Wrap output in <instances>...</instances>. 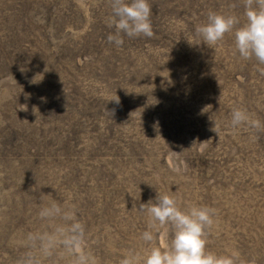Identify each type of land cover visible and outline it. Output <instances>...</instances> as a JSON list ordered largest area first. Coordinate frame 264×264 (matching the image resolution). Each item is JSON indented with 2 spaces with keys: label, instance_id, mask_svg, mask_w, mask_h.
<instances>
[{
  "label": "rangeland",
  "instance_id": "374dc122",
  "mask_svg": "<svg viewBox=\"0 0 264 264\" xmlns=\"http://www.w3.org/2000/svg\"><path fill=\"white\" fill-rule=\"evenodd\" d=\"M202 6L185 19L153 15V38L124 36L117 48L108 0H0V38L20 16L35 37L11 51L0 43V264H17L27 233L51 230L38 213L53 201L75 206L95 264H119L129 250L142 264L148 219L137 209L158 193L182 210H216L210 251L264 264V132L231 127L234 107L264 122V65L242 60L232 34L201 43ZM64 22L73 25L58 30ZM33 49L38 60L24 62ZM172 235L159 229L156 246Z\"/></svg>",
  "mask_w": 264,
  "mask_h": 264
},
{
  "label": "clouds",
  "instance_id": "9594fccd",
  "mask_svg": "<svg viewBox=\"0 0 264 264\" xmlns=\"http://www.w3.org/2000/svg\"><path fill=\"white\" fill-rule=\"evenodd\" d=\"M111 15L108 27L114 29L107 40L120 48L124 36L128 38H153L152 6L149 0H108ZM235 8L236 5H231ZM245 22L232 12L209 11L207 20L196 26V35L201 43L214 48L226 34L234 36L235 50L242 60L255 59L264 65V0H243ZM264 75V68L259 69ZM110 101L120 103L119 97ZM105 111L112 116L114 110ZM132 114V113H131ZM130 114V116H131ZM231 127H246L255 132H264V122L253 119L248 110L234 107L231 111ZM218 135V128L212 129ZM136 208V205H133ZM148 219L147 230L141 240L149 245L142 264H241L239 253L220 255L208 248L209 235L216 220V210L208 206H192L182 210L174 194L158 193L155 200L141 203L137 209ZM38 216L48 222L51 229L29 232L24 244L29 249L19 258L17 264H42L45 259L57 255L71 257L70 264H95L88 251L90 234L86 225L77 218L73 205H61L55 201L41 207ZM170 227L173 235L165 247L156 246L159 229ZM119 264H141V257L135 250H129Z\"/></svg>",
  "mask_w": 264,
  "mask_h": 264
},
{
  "label": "trees",
  "instance_id": "16d2710c",
  "mask_svg": "<svg viewBox=\"0 0 264 264\" xmlns=\"http://www.w3.org/2000/svg\"><path fill=\"white\" fill-rule=\"evenodd\" d=\"M240 1H243V0H149V3L152 6V16L154 15L155 17H157L160 15L168 14L172 12L171 10L173 11L179 10L180 11L179 13L181 14L182 18L185 19L187 17H191L194 15L200 16L202 14H206V13H202L204 12V8L202 4L207 6L209 11H214V12H229L230 11L235 14V8H231L230 6L235 5L237 3L240 4ZM47 15H48V18L50 19L54 18L51 16V13H48ZM26 21H28V19L24 20L23 16H20V18L16 20V22L14 23L13 27H9L7 29V34L4 36V38L2 37L0 38V43L4 44L5 46H11V49H10L11 51L15 48V46H18V42H20L22 35H25L28 33L30 35L29 37L35 40L34 39L35 37L32 33L33 32L32 26H29L28 28L29 30H25L21 28V23L27 25ZM64 23H65L64 25L60 26L57 29L60 30L65 25L66 26L73 25V22H64ZM29 24H31V22ZM154 24H155V21H153V25ZM153 27H156V25ZM86 40H89V39L86 37L85 41ZM31 42H30V45L33 44L32 47L34 48V46L36 45L35 41H31ZM105 46L108 47L109 45L105 44ZM90 48H93V43L91 41L87 43V46L86 44L84 45V49L88 50ZM29 53H30V56H27L24 58L20 57V58L24 62H25V59H27L26 63H28L31 59L33 60V56L35 57L36 60H38L37 56L40 55V52H38L36 49H33ZM4 68L7 69L8 66L4 65Z\"/></svg>",
  "mask_w": 264,
  "mask_h": 264
}]
</instances>
